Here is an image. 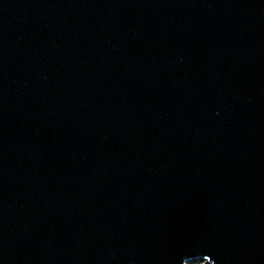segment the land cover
<instances>
[{
	"label": "water",
	"instance_id": "obj_1",
	"mask_svg": "<svg viewBox=\"0 0 264 264\" xmlns=\"http://www.w3.org/2000/svg\"><path fill=\"white\" fill-rule=\"evenodd\" d=\"M264 264V0H0V264Z\"/></svg>",
	"mask_w": 264,
	"mask_h": 264
},
{
	"label": "rangeland",
	"instance_id": "obj_2",
	"mask_svg": "<svg viewBox=\"0 0 264 264\" xmlns=\"http://www.w3.org/2000/svg\"><path fill=\"white\" fill-rule=\"evenodd\" d=\"M188 264H207V263H205V261L198 258V259H194L192 261H189Z\"/></svg>",
	"mask_w": 264,
	"mask_h": 264
},
{
	"label": "bare ground",
	"instance_id": "obj_3",
	"mask_svg": "<svg viewBox=\"0 0 264 264\" xmlns=\"http://www.w3.org/2000/svg\"><path fill=\"white\" fill-rule=\"evenodd\" d=\"M201 260H203V261H205V263H207L206 261V259H204V258H200ZM207 264H211L210 262H208Z\"/></svg>",
	"mask_w": 264,
	"mask_h": 264
}]
</instances>
